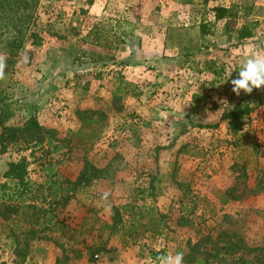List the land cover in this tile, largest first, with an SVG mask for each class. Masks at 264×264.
<instances>
[{"label":"rangeland","instance_id":"374dc122","mask_svg":"<svg viewBox=\"0 0 264 264\" xmlns=\"http://www.w3.org/2000/svg\"><path fill=\"white\" fill-rule=\"evenodd\" d=\"M82 1L40 0L37 28L43 41L38 46L27 42L0 80L3 101L12 109L8 123L43 115L49 120L44 125L55 130L43 142L20 141L0 152V204L16 207L8 218L0 216V264H51L64 254L65 264H98L99 245L81 234L90 219L108 216L111 221L112 205L126 206L121 208L124 223L112 227L114 239L120 240L121 249L149 262L156 261L153 250L184 253L185 240L196 239L197 231L214 232L224 213L233 216L224 225L237 229L249 245L264 242V190L254 187L264 170V104L249 101L251 111L237 133L220 118L243 95L231 90L233 72L248 57L264 54V0H165L168 22L176 25L167 42L175 54L168 55L169 49L164 56L173 60L163 65L169 71L163 78L173 83L158 81L160 87L151 89L148 77L141 79L143 69L118 60L122 33H117L110 10L82 22ZM144 3L146 15L160 10ZM217 4L231 7L232 15L214 20L212 7ZM202 21L204 33L194 28ZM242 30L251 36L240 38ZM149 98L154 112L148 110ZM79 109L93 110L97 119L88 127L99 137L84 145L85 132L75 133L82 123ZM21 157L28 162L27 188L3 175L5 163ZM84 160L104 167L101 177L77 181ZM233 164L244 166L254 191L239 200L226 194L235 181ZM132 204L136 218L142 217L138 211L161 212L167 227L156 234L137 225L129 235ZM101 209L105 212L99 215ZM182 215L186 219L179 225ZM17 245L25 249L24 259L16 255ZM92 253L94 260L89 261ZM258 253L240 252L245 261L230 264H261Z\"/></svg>","mask_w":264,"mask_h":264},{"label":"trees","instance_id":"16d2710c","mask_svg":"<svg viewBox=\"0 0 264 264\" xmlns=\"http://www.w3.org/2000/svg\"><path fill=\"white\" fill-rule=\"evenodd\" d=\"M204 3L215 0H202ZM40 0H0V53H3L7 57V71L12 67L19 55L24 49L27 42L33 46H38L42 43L43 38L40 31L37 28L38 21V5ZM213 16L216 20H221L232 15V8L224 5H215L212 7ZM206 22L200 23V31L204 33L206 31ZM240 38L251 36L249 30H242L238 32ZM238 76V70H235L232 74V79ZM242 96L235 103L232 110L224 111L221 113V119H227L231 125V131L237 133L240 128L242 118L249 115L251 111L250 102L256 101L258 104H264V86L261 89H253L251 94H245L242 91ZM78 117L82 120L81 125L76 130V134L85 132V136L81 139V144H88L96 140L99 137L97 131L94 128H90V123L96 121L93 118V110H77ZM12 116V109L9 103L3 101L2 93L0 92V152L3 153L7 150L10 144L16 142H25L30 144L32 142H43L47 137H52L55 130L46 127L36 115L28 116L20 124H10L8 120ZM87 130H84L86 129ZM28 162L25 157H21L17 161H10L8 167L3 173L4 177L17 181L21 186L27 188L28 185L25 182L27 174ZM233 168L236 171L235 181L226 190L227 196L232 200L242 199L250 194L253 189H250L247 182V173L243 165L233 164ZM104 167H98L88 160L83 161L82 168L80 169L77 181L86 182L101 177ZM255 189L264 190V170L256 176ZM254 192V191H253ZM136 200V198H133ZM134 205L132 204L129 209L131 217L128 234L132 235L137 231V225L143 227V231H150L156 234L162 233L163 229L167 227V222L164 220V214L155 213L148 209L147 212L138 211V214L145 217L142 221L136 218L134 212ZM126 206L112 205L110 209L112 227L121 225L125 219L121 212V208ZM183 208H181L182 211ZM189 213L194 211L193 206L186 209ZM16 211V207L11 204H0V216L8 218L12 212ZM232 215L224 213L220 221V226L215 231H197L196 239L188 238L185 240L186 250L184 252L185 264H230L231 262L242 263L245 261L240 252H255L257 259L261 264H264V242L259 244L249 245L244 236L233 226L224 225L226 220L231 223ZM186 219L184 215L180 216L178 224L180 225L182 220ZM28 232L34 233V228L30 226ZM40 238L39 236H37ZM19 244V239H15ZM29 239L24 238V244L28 245ZM105 245H99L95 248V251L100 252L104 250ZM163 250H153V259L156 260L158 255H162ZM15 253L21 256L22 259L26 256L24 248L15 247ZM79 255V254H78ZM227 256H230L228 260ZM67 254L55 259V264H65ZM94 260V254L92 253L88 259Z\"/></svg>","mask_w":264,"mask_h":264},{"label":"crops","instance_id":"0c3cea01","mask_svg":"<svg viewBox=\"0 0 264 264\" xmlns=\"http://www.w3.org/2000/svg\"><path fill=\"white\" fill-rule=\"evenodd\" d=\"M144 1L147 6H154V9H158V6H160V10H149L147 13L148 15H146ZM142 2L144 4V9L141 11L142 5L140 4H142ZM159 2L162 5H160ZM164 2L165 0H83L81 4L83 7L78 11L81 14L82 22H88L90 18L99 19L101 16L107 14L108 9L110 10L108 14L111 16L110 19L116 22L119 31L117 33H122L120 38L121 43H119V47H117L116 56L118 60L124 61L129 67L138 70L140 68L143 69L141 79L144 81L148 77L149 80L147 84L149 85L147 87L149 89L153 87L159 88L161 84L158 81L163 80L167 83L168 80L171 84L173 83V80L169 77H166L167 79L163 78L169 73L167 70L168 68L163 69V65H167V61L173 60V58L164 57L168 54L167 51H169V49L172 53L168 55L175 54L173 53L175 51L167 45V42L169 41V36L172 35L171 29L176 24L171 21L168 22L169 15L166 14L165 9H167V7ZM41 3H43V1H41ZM140 15L143 16L140 17ZM69 16L68 18H63V22L66 19H70ZM124 20L126 23L129 22L130 26L121 25ZM131 21L133 23H131ZM194 28H200V24H196ZM86 31L90 32L89 30ZM161 70L164 71L161 72ZM139 76L140 75H138V77ZM174 90V88L171 89L173 92ZM169 94L171 95V93ZM172 95L174 96V94ZM153 101L152 98L147 100L148 110L150 109L151 112L155 108V106H151L154 105ZM37 118L43 124L49 123L48 119H46V121L43 120V115L42 117L37 115ZM7 167L8 162H6L3 167V173ZM102 212H105V210L101 209L99 215H101ZM102 218L103 219H97L96 217L94 220L90 219L87 225L84 226L85 231L81 234V237L87 239L90 244H105L106 246L107 243V248L96 254L99 257V259H97L98 264H156V261L149 262L148 259L138 258V256L132 253L128 248L121 249L120 240L114 239V230L111 226L112 221H110L108 216H102ZM75 221L80 222V219ZM83 223L84 221H81V224ZM93 226H96L97 230H90ZM111 246L115 248L118 247V249L113 248V250H109ZM84 252L85 251H83V254H86V252ZM149 260L153 261L152 258H149ZM54 262L55 260L51 264H55Z\"/></svg>","mask_w":264,"mask_h":264},{"label":"clouds","instance_id":"9594fccd","mask_svg":"<svg viewBox=\"0 0 264 264\" xmlns=\"http://www.w3.org/2000/svg\"><path fill=\"white\" fill-rule=\"evenodd\" d=\"M26 62L27 57L23 58ZM7 57L0 53V80L5 79ZM232 92L239 96L241 91L251 94L253 89H261L264 86V54L257 53L248 57L241 65L238 76L231 80ZM109 193L102 197L107 200ZM184 253L177 251L175 254H162L156 257V264H183Z\"/></svg>","mask_w":264,"mask_h":264}]
</instances>
